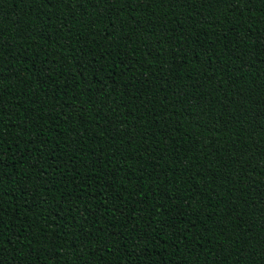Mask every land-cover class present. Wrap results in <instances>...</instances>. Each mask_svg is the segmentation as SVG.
I'll return each mask as SVG.
<instances>
[{"label":"trees","instance_id":"trees-1","mask_svg":"<svg viewBox=\"0 0 264 264\" xmlns=\"http://www.w3.org/2000/svg\"><path fill=\"white\" fill-rule=\"evenodd\" d=\"M0 264H264V0H0Z\"/></svg>","mask_w":264,"mask_h":264}]
</instances>
